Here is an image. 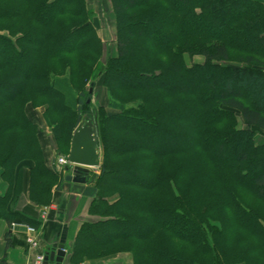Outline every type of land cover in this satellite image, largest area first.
<instances>
[{
	"label": "trees",
	"instance_id": "trees-1",
	"mask_svg": "<svg viewBox=\"0 0 264 264\" xmlns=\"http://www.w3.org/2000/svg\"><path fill=\"white\" fill-rule=\"evenodd\" d=\"M111 4L117 51L100 64L86 0H0L2 175L30 161L31 199L48 202L60 174L36 108L63 155L87 114L103 158L73 264H264V0ZM98 77L108 99L93 105ZM8 202L0 215L37 225Z\"/></svg>",
	"mask_w": 264,
	"mask_h": 264
},
{
	"label": "crops",
	"instance_id": "crops-1",
	"mask_svg": "<svg viewBox=\"0 0 264 264\" xmlns=\"http://www.w3.org/2000/svg\"><path fill=\"white\" fill-rule=\"evenodd\" d=\"M36 119L43 123L42 112L36 111ZM42 144L47 143L41 138ZM51 143V142H50ZM49 164L52 151L46 153ZM30 161H23L12 172L11 179L2 175L0 168V195L7 194L9 214L18 212L37 222L40 230L39 244L30 247L25 240V231L21 227L12 229L6 217L0 215V264H55L54 261L39 262L38 255H45L47 251L59 244L65 246V256L62 264H73L71 252L77 232L84 221L95 220L97 217L89 213V206L93 197L87 194L92 182L85 176V181L76 182L66 179L68 171L63 173L60 182L51 189L50 199L42 204L31 199L30 196ZM90 172L95 173L94 170ZM47 211L45 219L40 218L41 211ZM128 256V257H127ZM130 253L120 252L115 255L99 259H86L79 264H131Z\"/></svg>",
	"mask_w": 264,
	"mask_h": 264
},
{
	"label": "rangeland",
	"instance_id": "rangeland-1",
	"mask_svg": "<svg viewBox=\"0 0 264 264\" xmlns=\"http://www.w3.org/2000/svg\"><path fill=\"white\" fill-rule=\"evenodd\" d=\"M86 2H87V7L91 11V14H92L93 24L99 36L101 37L103 41V56L100 62V64H103L106 62V60L110 56L115 55L117 51L115 14L113 12L111 0H86ZM2 33H6V32L0 30V34ZM185 58H186V62L188 65H191V63L193 62H202L204 60V57L201 55H195L193 57H190L189 55H185ZM233 65H237V63H234ZM89 86L90 85L88 83L86 86V89H88ZM100 98L105 102L108 99L106 89L102 86L101 78L98 77L96 79V84L92 92L91 103H93V105H97V103H99ZM44 108L45 106H39L36 108V111L43 113ZM43 124L45 123L43 122L41 125V127L44 130V136H45L44 141L47 143L48 149L52 151L51 159L53 162L55 156L63 155V153H59L57 150V146L55 145V142L53 143L52 127L51 126L49 127L48 125L46 124L43 125ZM257 137L259 141L264 140V137L260 134H258ZM98 143H99L100 163H101L102 158H103V149H102L99 135H98ZM65 152L68 153V150H66ZM99 168H100V165L96 167H89L88 169L89 171L94 170L95 173L97 174L99 173V170H100ZM56 170H58L57 172L58 174H60V178H58V183H59L65 171L62 168V166H57ZM126 253H129V252H126Z\"/></svg>",
	"mask_w": 264,
	"mask_h": 264
},
{
	"label": "water",
	"instance_id": "water-1",
	"mask_svg": "<svg viewBox=\"0 0 264 264\" xmlns=\"http://www.w3.org/2000/svg\"><path fill=\"white\" fill-rule=\"evenodd\" d=\"M94 83L90 84L89 94L86 102L91 101ZM68 160L76 164L74 170L66 175L69 181L83 182L89 167L100 165V151L98 143V132L92 119L84 114L83 118L73 132L71 148ZM66 252L64 244H59L46 252L45 262L54 261L55 264H62Z\"/></svg>",
	"mask_w": 264,
	"mask_h": 264
},
{
	"label": "built area",
	"instance_id": "built-area-1",
	"mask_svg": "<svg viewBox=\"0 0 264 264\" xmlns=\"http://www.w3.org/2000/svg\"><path fill=\"white\" fill-rule=\"evenodd\" d=\"M67 163H68V159L64 155H60L56 158V165L57 166H64ZM46 215H47V211L43 210V211H41L40 218L45 219ZM10 226L12 229H14L16 227L23 228L25 231V240H26L27 244L30 247H37L38 246L39 237H40V230L37 226H35L31 223L23 222V221H12L10 223ZM43 259H44L43 255L37 256V260L40 263L43 261Z\"/></svg>",
	"mask_w": 264,
	"mask_h": 264
}]
</instances>
